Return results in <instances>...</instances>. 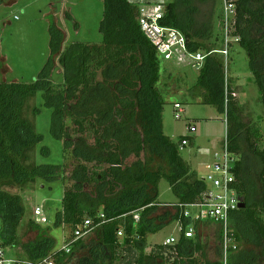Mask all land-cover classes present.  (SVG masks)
<instances>
[{"label":"trees","instance_id":"1","mask_svg":"<svg viewBox=\"0 0 264 264\" xmlns=\"http://www.w3.org/2000/svg\"><path fill=\"white\" fill-rule=\"evenodd\" d=\"M226 1L235 7L229 36L246 52L264 116V0ZM215 2L173 0L164 6L161 24L182 32L192 53L208 54L192 88L201 90L202 103L225 112L235 188L244 203L230 214V237L238 244L228 247L227 264H264V147L256 143L260 133L241 119L217 35L210 40L212 26L205 11ZM138 5L103 0L99 44L64 46V31L51 11L49 53L36 77L27 83L0 80V248L19 247L21 256L15 259L21 264L45 258L54 264L220 263L208 257V244L198 233L200 222L209 221L192 222L184 216V205L202 201L208 186L179 153L182 140L188 143L189 137L174 142L163 132L166 98L159 83L172 74H161L162 59L140 30ZM65 17L71 18L67 12ZM37 93L51 108L52 134L63 143L60 164L33 160L43 136L24 108ZM38 111L31 109L33 116ZM244 142L261 163L254 178L245 175ZM161 179L168 182L177 203L158 201ZM51 182L64 187L61 209L52 225H41L28 217L22 192ZM87 218L96 225L92 234L72 243L68 252L58 248L52 231L66 226L71 232ZM173 221L180 227L178 241L147 252V238ZM188 228L193 237H184ZM29 232L35 235L30 238ZM215 236L221 241L220 228ZM221 254L220 245L216 256Z\"/></svg>","mask_w":264,"mask_h":264},{"label":"rangeland","instance_id":"2","mask_svg":"<svg viewBox=\"0 0 264 264\" xmlns=\"http://www.w3.org/2000/svg\"><path fill=\"white\" fill-rule=\"evenodd\" d=\"M130 1L140 5L147 0ZM148 1L160 4L164 9V6L173 0ZM225 1L216 0L210 7V11H205L212 26L213 35L210 40L213 41L214 36L217 35V47L222 49L225 48L224 29L227 27L231 31L233 27V18L227 24L223 20ZM51 11L55 12V18L59 20L60 28L64 31V46L71 42L89 44L101 42L99 27L103 17V0H2L0 4V80L27 83L36 77L49 53L48 18L52 15ZM66 12L71 18L65 17ZM221 39H223L222 44ZM226 40L228 41L227 55L220 54L224 61L225 74L232 79L231 85L240 106L242 121L246 127L260 133L261 137L256 143L261 149L264 147V116L259 92L249 68L246 52L232 37L228 36ZM160 62L161 74L163 76L172 74L170 79L163 77L159 83L160 91L166 98L162 111L163 132L174 142H178L181 136L189 137L188 143L181 146L179 153L196 172L198 178H202L209 172L207 166L212 162L213 153L220 149L225 139V112L213 105L202 103L199 97L201 90L192 88L200 68L192 66L188 61L179 65L164 60ZM56 69H59L57 64ZM54 77V83L58 84L60 78L56 74ZM174 102H179L185 109L180 119L174 117ZM32 107L39 108L34 116L31 113ZM24 114L28 119H32L35 130L43 136L33 152L34 162L36 164L62 163L63 143L51 132V108L43 105L40 93L28 100ZM189 126L195 127L194 132H190ZM241 146L244 150L245 175L248 178L252 176L254 178L261 163L248 148L247 143L244 142ZM42 148H46L47 152L44 153ZM68 163L67 172L71 169V162L68 161ZM63 189L59 182H51L45 186L34 184L25 189L22 192V199L28 209V217L34 220L33 209L41 206L48 219L45 225H52L56 213L61 209L60 199ZM158 192V201L163 204L177 200L165 179L160 180ZM189 211L195 214L198 209L193 207L189 208ZM200 223L198 233L208 244V257L218 260L216 252L221 241L216 239L215 235L219 225L212 222ZM69 234L70 229L66 226L52 231L58 248L63 246ZM91 234L82 239H87ZM179 234L178 223L171 222L147 238L146 251L149 252L154 247H158L166 239L178 238ZM34 235L33 232L28 233L30 238ZM28 236L26 235L24 239ZM232 240L230 245L238 244L233 238ZM2 250L6 257L13 259L20 258L22 252L19 247L2 248Z\"/></svg>","mask_w":264,"mask_h":264},{"label":"built area","instance_id":"3","mask_svg":"<svg viewBox=\"0 0 264 264\" xmlns=\"http://www.w3.org/2000/svg\"><path fill=\"white\" fill-rule=\"evenodd\" d=\"M152 2V1H151ZM235 7L233 3L225 1L223 5V20L227 24L234 17ZM164 9L160 4L150 3L148 0L138 5V24L143 35L148 41L155 47L158 56L164 60L173 64L179 65L183 62H190L194 67L200 68L204 62L205 57L208 54L197 52L192 53L188 50L187 41L185 36L179 30L167 27L161 24L163 19ZM225 48L218 51L222 55H227V44L230 31L225 27ZM235 41L236 38H233ZM187 62V63H188ZM174 117L180 119L182 114L185 113V109L179 102L173 103ZM190 132H194L195 127L189 126ZM187 140L183 139L182 145H186ZM181 149V148H180ZM209 172L206 176L200 178L208 186V193L204 196L202 201L192 203L186 206L187 210L184 212V216L193 221H209L219 225L222 231L221 250L222 254L219 258V264H227V250L230 246L232 238L230 237V214L239 209V194L235 188V158L229 150L226 134L225 139L222 141L220 149L213 153L212 162L207 166ZM197 208L198 212L192 214L189 208ZM34 220L36 223L45 225L48 223L47 217L44 215L41 206H36L33 209ZM136 216V220H137ZM179 225V224H178ZM91 219H84L80 224L75 226L70 232L69 236L64 240L62 248L66 252L69 251V247L72 243L84 236L90 234L94 227ZM122 231H117V236L121 237ZM194 232L192 228H188L184 237H193ZM179 238V237H178ZM178 238L166 239L162 244L171 245L178 241ZM22 262L16 261V259L6 257L2 248L0 249V264H21ZM30 264H54L52 260L47 258L42 259L39 262Z\"/></svg>","mask_w":264,"mask_h":264},{"label":"water","instance_id":"4","mask_svg":"<svg viewBox=\"0 0 264 264\" xmlns=\"http://www.w3.org/2000/svg\"><path fill=\"white\" fill-rule=\"evenodd\" d=\"M243 206H244V203L242 202V199H240L238 207L242 208Z\"/></svg>","mask_w":264,"mask_h":264},{"label":"crops","instance_id":"5","mask_svg":"<svg viewBox=\"0 0 264 264\" xmlns=\"http://www.w3.org/2000/svg\"><path fill=\"white\" fill-rule=\"evenodd\" d=\"M161 203H162V202H161ZM175 203H177V200H176L175 202H168V203H166V204L170 205V204H175Z\"/></svg>","mask_w":264,"mask_h":264}]
</instances>
